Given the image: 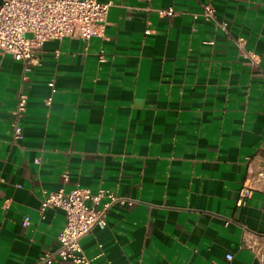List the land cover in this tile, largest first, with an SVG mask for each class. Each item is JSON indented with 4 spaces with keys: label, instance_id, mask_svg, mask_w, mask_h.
I'll return each mask as SVG.
<instances>
[{
    "label": "crops",
    "instance_id": "obj_1",
    "mask_svg": "<svg viewBox=\"0 0 264 264\" xmlns=\"http://www.w3.org/2000/svg\"><path fill=\"white\" fill-rule=\"evenodd\" d=\"M99 1L110 4L103 36L46 42L28 69L0 55V264H46L66 214L40 208L78 184L101 195L97 209L124 201L82 240L95 264H258L264 0Z\"/></svg>",
    "mask_w": 264,
    "mask_h": 264
},
{
    "label": "built area",
    "instance_id": "obj_2",
    "mask_svg": "<svg viewBox=\"0 0 264 264\" xmlns=\"http://www.w3.org/2000/svg\"><path fill=\"white\" fill-rule=\"evenodd\" d=\"M110 4L99 0H2L0 3V55L10 54L24 63L25 68L38 65L41 59V48L49 41H62L66 38H80L88 41L92 37L103 36L107 26V14ZM161 15L172 16L175 11L170 8L159 10ZM201 15L208 20L216 21V11L210 4L202 5ZM224 32L227 24L221 23ZM240 56L255 61L247 50L244 37L236 39ZM56 52V56H58ZM102 60V57H100ZM23 79H26L24 77ZM50 94L55 91L54 81L49 82ZM47 98L50 104L52 98ZM27 107V94L21 92L12 117L15 135H21L18 120L24 115ZM264 173L253 175L250 180L258 181ZM250 186L240 191L238 204L251 196ZM101 195L82 185H76L69 191L60 188L48 194L40 211L44 218L47 207L62 209L66 214V225L59 235V246L41 258L43 263L66 261L72 264H95L82 246V240L99 225L104 226L105 213L115 202H124L110 195V201L97 209ZM29 221L25 219L24 223ZM258 264H264V245L252 247ZM232 259V255H227Z\"/></svg>",
    "mask_w": 264,
    "mask_h": 264
},
{
    "label": "water",
    "instance_id": "obj_3",
    "mask_svg": "<svg viewBox=\"0 0 264 264\" xmlns=\"http://www.w3.org/2000/svg\"><path fill=\"white\" fill-rule=\"evenodd\" d=\"M2 0H0V3H1Z\"/></svg>",
    "mask_w": 264,
    "mask_h": 264
}]
</instances>
